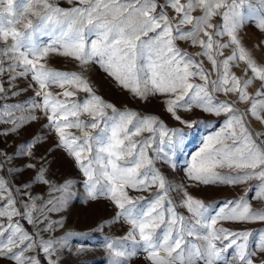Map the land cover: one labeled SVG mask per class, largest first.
<instances>
[{
    "label": "snow or ice",
    "instance_id": "1",
    "mask_svg": "<svg viewBox=\"0 0 264 264\" xmlns=\"http://www.w3.org/2000/svg\"><path fill=\"white\" fill-rule=\"evenodd\" d=\"M67 2L73 6L62 8L53 0H0V144L4 145L0 147V264H61L66 252L79 255L89 250L84 245L75 252L70 248L71 238L86 234L53 235L64 224L63 217L53 220L51 214L66 210L77 198L71 178L62 182L49 178L54 164L49 158L56 152H63L86 178L80 197L85 207L103 202L115 208L94 230L127 228L122 236L106 238L108 264H264V230L257 234L221 223L264 224V131L252 129L248 119L264 125V66L256 63L237 36L246 21L264 32V0ZM217 16L221 22L214 24ZM93 34L95 38L89 40ZM45 35L52 37L46 44L39 41ZM224 36L228 40L221 43ZM177 41L199 46L200 51L190 54ZM229 47L232 54L224 56ZM50 56L69 58L80 70L52 68L47 63ZM201 56L211 69L204 67ZM232 62L236 66L244 62L245 75L249 70L252 75L238 77L231 71ZM92 65L142 103L162 98L165 111L186 127L200 121L186 120L178 110L199 108L225 116L223 128L207 137L192 157L184 180L173 183L156 166L160 161L175 169L173 156L183 142V128H167L155 115L117 109L105 101L84 75ZM193 78L202 82L194 83ZM257 80L259 87L250 92ZM51 86L61 91L53 93ZM29 91L33 97L26 96ZM80 91L86 94L82 101L74 99ZM41 120L47 121L41 130L9 154L7 138L18 137ZM45 128L56 138L41 153L39 149L48 143L42 135ZM143 132L151 135L134 139ZM165 137L168 153L160 146ZM149 149L155 156H149ZM225 168L229 171H220ZM29 172L31 176L21 179ZM250 180L257 183L215 209L212 202L188 191ZM40 184L48 192L37 196L32 187ZM129 191L148 196L134 197ZM253 201L260 206L254 207ZM178 208H185L190 216Z\"/></svg>",
    "mask_w": 264,
    "mask_h": 264
},
{
    "label": "rangeland",
    "instance_id": "2",
    "mask_svg": "<svg viewBox=\"0 0 264 264\" xmlns=\"http://www.w3.org/2000/svg\"><path fill=\"white\" fill-rule=\"evenodd\" d=\"M26 2V0H25ZM54 3L58 4L62 8H69L73 5H70L67 0H53ZM184 2V0H182ZM256 0H253L255 3ZM38 7V6H37ZM169 14L172 15L170 9H168ZM245 12L247 13V8H245ZM199 12H194L193 15H198ZM28 18L33 19L35 21L37 18L35 16H29ZM214 24L220 23L221 18L219 16L214 17ZM20 27V25H17ZM190 27V26H187ZM237 36L241 41L243 47L251 53L252 58L256 61L258 65L264 66V44L261 42L264 41V32H260L254 23L250 21H246L244 26L238 31ZM94 34L89 36L88 39H94ZM52 37L50 36H41L39 37V41L46 44L48 43ZM221 43H224L228 40L227 36L219 38ZM178 46L181 49H184L190 54H195L200 51L199 46L192 47L188 42L177 41ZM232 47L226 48L223 50L224 56L232 54ZM199 60L204 61V67L206 69H211L212 65L210 62L203 56L198 57ZM48 66L65 71H79V67L77 63L69 58L60 57V56H50L47 60ZM233 66L231 71L234 72L238 77L247 78V76H251L252 73L249 70L247 72V76L245 75V64L244 62H239V66H236V62H232ZM84 75L88 78L89 82L92 84L94 90L98 95L102 96L103 99L107 102H110L116 106L117 109H130L134 110L141 115H155L163 121L164 125L167 128H183L184 130V139L178 148L175 149V153L173 156V160L175 162V169H171L166 164L157 161V167L161 169L162 172L173 182H180L185 179V170L190 163L192 157L201 149L204 141L207 137L215 134L220 131L224 126L225 116H215L210 115L208 113L203 112L199 108H193L191 112H185L183 110H178V114L182 116L186 120H199L200 123L192 126L186 127L181 125L178 121L172 118V116L165 111V104L163 103L162 98H158L156 100H152L148 103H142L138 99L132 97L127 91H122L119 87L115 86L109 79L105 78L104 74L97 68L95 65L90 67L88 72H85ZM215 79V75L212 77ZM194 83H201L202 81L199 78H193ZM259 87V81L254 82L253 85L249 87L250 92H255ZM53 93L60 92L61 89L51 86L50 89ZM27 97H33V92L29 91L26 93ZM86 94L83 91L77 93V96L74 98L78 101H82L85 98ZM218 98L223 100L226 97L223 94H217ZM235 99V97H231ZM19 99L23 100L25 97H20ZM38 99V98H37ZM71 99V98H70ZM12 102V101H10ZM236 107L243 109L245 107L244 104H237ZM109 113L111 110H108ZM69 119H74L73 117H69ZM251 121V127L255 131H264V125L260 123V121L255 120L251 116L248 117ZM46 120H41L39 123L32 124L29 127L24 128V130L19 134L18 137L13 138L9 136L7 138V151L11 154L14 148L20 144L21 141L29 140L33 134L37 133V131L41 130V125L46 124ZM70 131L75 132L79 135V131L76 129H70ZM42 135L48 138V143L44 144L39 152H44L46 148H49L54 140L55 135L52 130L47 128L42 130ZM151 135L148 132H143L140 136L135 137L134 139H141ZM231 143V141H229ZM164 147L165 153H168L167 146V137H165V143L160 145ZM0 147H4L3 144H0ZM157 147V143H153L152 149ZM152 149L148 150L149 156H155V153ZM163 155V154H161ZM19 159V158H18ZM49 159H54V164L52 166V171L49 176L50 179L56 182H62L66 178H71L74 182L73 192L76 195V199L72 201L70 206L59 213H52L51 219L60 220L63 217L64 227H57L53 235L62 236L67 231H75L86 235H79L71 238L70 240V248L72 252H75V249L84 245L89 250L79 255H70L67 252L65 253V257L63 258L61 264H108L109 253L105 248V240L107 237H119L127 231V228L120 229L114 227L105 228L103 231H95L97 223L101 219H107L113 215L115 212V208H112L110 205L106 203L94 204L89 207H85L83 203L80 202V197L84 194V186L82 181L86 179L83 177L82 173L73 167L72 161L65 157L63 152H56L53 154V157ZM222 172H228L229 169H220ZM32 173H26L24 177L21 179H26L28 176H31ZM256 180H250L247 184L242 185H216V186H203L201 185L199 188L189 187L188 191L194 197L200 198L207 202H212L213 208L215 209L220 204L223 203L225 199H232L237 196H241L244 194V190L256 184ZM155 191V189H153ZM48 192V187L46 185H33L32 193L40 196L44 195ZM52 195H59V193H53ZM129 195L137 197V196H148L147 192H136L129 191ZM174 200H178V197L175 193L172 194ZM254 207H259L260 205L253 201ZM180 213H182L185 217H189L190 213L185 208L177 209ZM35 215V213H34ZM5 219L6 218H2ZM15 219H19L18 217ZM20 223L29 231H32V226L28 225L25 220H20ZM224 227L227 228H240L246 227L255 231V233H259L261 230H264V224L262 223H249L246 225L235 224L229 222H221ZM219 226V225H217ZM45 238H47V234H44ZM256 236L254 235L251 240L254 243L256 240ZM134 264H143V261H135Z\"/></svg>",
    "mask_w": 264,
    "mask_h": 264
}]
</instances>
